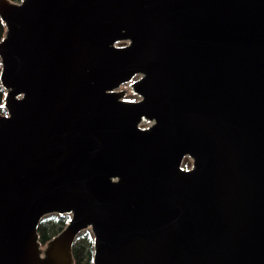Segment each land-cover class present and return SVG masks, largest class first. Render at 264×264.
<instances>
[{"label": "water", "instance_id": "95a60500", "mask_svg": "<svg viewBox=\"0 0 264 264\" xmlns=\"http://www.w3.org/2000/svg\"><path fill=\"white\" fill-rule=\"evenodd\" d=\"M0 17V264H73L87 229L93 264H264V0ZM49 214L69 219L42 246Z\"/></svg>", "mask_w": 264, "mask_h": 264}, {"label": "trees", "instance_id": "16d2710c", "mask_svg": "<svg viewBox=\"0 0 264 264\" xmlns=\"http://www.w3.org/2000/svg\"><path fill=\"white\" fill-rule=\"evenodd\" d=\"M13 2H19L21 0H11ZM7 30L6 23L0 17V40L4 37ZM2 64L0 61V73ZM7 91L0 87V114H6L4 107L5 97ZM69 216L67 215H52L45 216L38 227L39 242L42 246H45L51 239L59 234L67 224ZM94 239L89 230L83 231L78 235L73 244V257L74 264H93L94 256Z\"/></svg>", "mask_w": 264, "mask_h": 264}, {"label": "rangeland", "instance_id": "374dc122", "mask_svg": "<svg viewBox=\"0 0 264 264\" xmlns=\"http://www.w3.org/2000/svg\"><path fill=\"white\" fill-rule=\"evenodd\" d=\"M125 44H127V42H121V43H119L120 46L125 45ZM0 87H2L1 81H0ZM125 89L127 90V94L125 96V99L126 100L133 99L134 101H136L137 99H139V97L136 94L133 93V89L130 88V86L128 84H124L122 87H120V90H125ZM192 161H193L192 158L186 157L184 159V162H183V165H182L183 168L189 169L192 166ZM52 215H57L58 216V214H49L47 216H52ZM87 230H89V229H87Z\"/></svg>", "mask_w": 264, "mask_h": 264}, {"label": "built area", "instance_id": "2783aa9c", "mask_svg": "<svg viewBox=\"0 0 264 264\" xmlns=\"http://www.w3.org/2000/svg\"><path fill=\"white\" fill-rule=\"evenodd\" d=\"M138 78H139V76L134 77L133 80H132V82L135 81V80L138 79ZM137 96H138V95H137ZM138 97H139V96H138ZM139 99H140V97H139ZM139 99H137V100H139ZM130 100L134 101L133 99H130ZM151 125H152V122H142V123L140 124V127L143 128V129H145V128L151 126Z\"/></svg>", "mask_w": 264, "mask_h": 264}]
</instances>
